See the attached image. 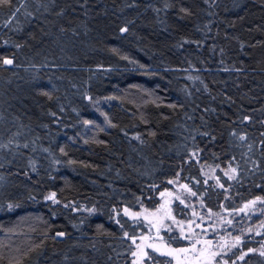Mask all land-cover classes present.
<instances>
[{
    "label": "trees",
    "instance_id": "16d2710c",
    "mask_svg": "<svg viewBox=\"0 0 264 264\" xmlns=\"http://www.w3.org/2000/svg\"><path fill=\"white\" fill-rule=\"evenodd\" d=\"M174 178L210 211L264 200V0L0 4V264H133L152 227L123 209Z\"/></svg>",
    "mask_w": 264,
    "mask_h": 264
},
{
    "label": "rangeland",
    "instance_id": "374dc122",
    "mask_svg": "<svg viewBox=\"0 0 264 264\" xmlns=\"http://www.w3.org/2000/svg\"><path fill=\"white\" fill-rule=\"evenodd\" d=\"M113 101V97H99L92 102L96 118L105 126L108 125V121L104 108ZM89 126V122L84 123V130L86 131ZM230 169L223 171V175L227 178L226 172L232 175ZM202 172L205 179L217 183L215 167L204 166ZM169 181L171 183L168 182V187L160 191L159 203L156 207L147 208L140 204L135 208H125L127 212L123 209L129 218L142 219L152 227L149 233L130 237L133 264H144L146 257L143 256V252H147L148 256L150 253L162 255L171 264H233V262L242 264L248 253L264 252L262 231L264 224L259 221L254 226H247L250 216L257 215L264 220V200L254 198L250 201H256L255 204H249L248 201L233 210L220 208L217 211H210L201 205L199 199L193 195L194 192L179 178ZM176 207L178 213L175 212ZM242 221H244L243 225L240 224ZM164 231L172 232L182 242L179 245L169 244L164 237ZM250 240L257 241L255 247H243L244 241ZM193 245L196 247V252L191 251ZM181 249H189V251L183 252L180 251ZM171 250L176 251L171 255L161 254ZM133 252L137 255L133 256ZM214 253L216 255H213ZM241 256L243 259H239Z\"/></svg>",
    "mask_w": 264,
    "mask_h": 264
},
{
    "label": "snow or ice",
    "instance_id": "6c2138e0",
    "mask_svg": "<svg viewBox=\"0 0 264 264\" xmlns=\"http://www.w3.org/2000/svg\"><path fill=\"white\" fill-rule=\"evenodd\" d=\"M0 4H10V0H0ZM17 11H18V9H17ZM15 14H16V13L13 12L12 15L15 16ZM120 31H121V32H126V31H127V28H126V27H123V28L120 29ZM12 63H13V61L10 60V59H4V60H3V64H4V65H11ZM248 119H249L248 117H245V120H248ZM85 123H88V122L85 121ZM137 138H138V137H137ZM239 139H240V140H244L245 137H244V136H240ZM230 172L232 173V175H229L228 172H226L225 175H228V178H229V179H234V178H235L236 169H235V168H231V169H230ZM169 183H171V181H169ZM185 187H187V186L185 185ZM193 195H195V193H193ZM45 199H52L54 203L56 202V201H55V194H54V193L51 194V195L48 196V197H45ZM257 200H261V198H260V197H257ZM255 203H256V201H250V202H249V204H255ZM247 206H248V205H245V207H247ZM9 207H11V205H10ZM89 211H92V210H89ZM241 211H243V209H241ZM125 212H127V209H125ZM228 223H232V222H231V221H228ZM169 230H170V229H169ZM57 235H61V236H62V235H64V234H63V233H58ZM126 235H127V234H126ZM237 242H239V238H237ZM149 247H151V245H149ZM154 250H155V251H159V249H154ZM173 251H176V250H171V251H169L168 253H161V254L171 255ZM180 251L188 252L189 249H181ZM191 251H192V252H196V247H195V245L192 246ZM249 251H253V250H252V249H249ZM132 254H133V256H136V255H137V253H135V252H133ZM213 255H216V254L214 253ZM261 255H264V252H261ZM143 256L146 257V258H148V259H152V257L148 256V253H147V252H143ZM239 259H243V256L239 257ZM164 264H170V262L166 261V262H164ZM233 264H235V262H233Z\"/></svg>",
    "mask_w": 264,
    "mask_h": 264
}]
</instances>
